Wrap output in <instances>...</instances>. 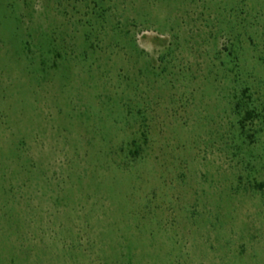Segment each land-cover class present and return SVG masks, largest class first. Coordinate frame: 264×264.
I'll return each mask as SVG.
<instances>
[{"label":"rangeland","instance_id":"rangeland-1","mask_svg":"<svg viewBox=\"0 0 264 264\" xmlns=\"http://www.w3.org/2000/svg\"><path fill=\"white\" fill-rule=\"evenodd\" d=\"M83 1L0 0V264H264V0L242 3L236 71L223 54L213 83L151 84L137 158L120 73L161 69L170 46L203 68L186 45L205 0H136L141 57L87 49Z\"/></svg>","mask_w":264,"mask_h":264},{"label":"trees","instance_id":"trees-1","mask_svg":"<svg viewBox=\"0 0 264 264\" xmlns=\"http://www.w3.org/2000/svg\"><path fill=\"white\" fill-rule=\"evenodd\" d=\"M56 1H58V4L61 2V0ZM121 1L122 2H119V4H114L112 0H84L83 2L86 4L85 8L88 11L83 13V17L78 20L77 24L86 27L88 30L84 39L87 49L101 50L105 54L109 53L110 50H116L117 53L123 52L125 56H128L129 52L127 50L129 49L131 53L138 56L140 55L141 57L145 55V52L140 49L133 31L139 28L150 29L152 27V20L146 12L139 11L135 13V17H130V12H132L131 9H135L134 7L132 8V5L135 4L136 0ZM139 1L149 2L151 0ZM209 1L210 5H215V7H213L214 15L209 12V6L206 0L205 2L201 1V6L194 8V16H192V18H195L202 26L197 28L198 31L193 30L188 33L189 40L187 42L188 45H186L189 46V49L194 54L198 53L197 58L203 59L205 64L203 68L198 66V69H196L193 74L188 75L190 71H193L192 67L185 69L184 66L178 67L177 65H173L174 63L172 61L176 59V56L174 49L170 46L167 48L166 52L160 56L159 62L162 64V66H160L161 69L149 64L140 67L137 70V74L134 76H129L122 71L120 73L119 77L122 83L126 85L125 93L129 92L132 94V96L127 95V112L129 117L132 118L138 126L136 136L141 137H135L131 142L132 148L130 153L135 158L141 156L144 151L141 143L146 145L148 142V131L150 127L148 123L149 115L154 113L156 109H154L152 105H149L150 102L148 100L150 92L152 91V88H150L151 84L155 82V80L158 78H161L163 81L168 80V83L172 85V89L174 88L176 90L178 88L175 86L174 82L176 83L182 80L188 85H195L200 82L213 83L214 81L211 79L214 76V72L210 68V65L213 66L215 63L214 60H220L223 54L230 59L227 65L229 64L232 66V69H230L231 72H233V70L236 71L239 67V62L244 55V38L246 39L248 37V30L244 26V9L242 7V3L243 1L245 2V0H238L241 2L237 3L236 6H234L236 0ZM88 2H92V6H88ZM13 8L15 9V6H13ZM18 17H20L19 19L22 21L21 16ZM179 26L180 23L178 24V27ZM110 36L114 39L109 40ZM221 39H227L226 44L223 46L224 48L221 52H216L214 56H212L207 49L208 43L210 42L211 45H215ZM248 39H251V37L249 36ZM180 46L183 47V45L177 41L173 47L176 49ZM87 54L88 52L86 50L83 55L86 56ZM134 67L136 68L137 66ZM177 67L179 68L178 70H176ZM166 74L168 75L166 76ZM186 88H188V86H186ZM189 95L190 98L195 95L193 89ZM190 98L188 97L187 100ZM194 100L195 97L193 96L192 102ZM153 105L157 106L159 104L154 102ZM236 107L238 113L241 115L244 111V102H239ZM254 114L255 113L249 108L246 110V117L248 119L253 118ZM151 119L153 120L154 118Z\"/></svg>","mask_w":264,"mask_h":264}]
</instances>
